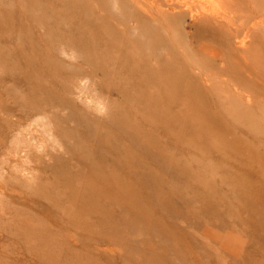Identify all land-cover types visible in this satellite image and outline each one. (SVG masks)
Wrapping results in <instances>:
<instances>
[{
  "label": "rangeland",
  "instance_id": "374dc122",
  "mask_svg": "<svg viewBox=\"0 0 264 264\" xmlns=\"http://www.w3.org/2000/svg\"><path fill=\"white\" fill-rule=\"evenodd\" d=\"M188 31L131 0H0V264H196L155 230L178 189L263 233L264 40L246 63L224 33ZM180 226L212 264H264L247 226Z\"/></svg>",
  "mask_w": 264,
  "mask_h": 264
},
{
  "label": "bare ground",
  "instance_id": "6f19581e",
  "mask_svg": "<svg viewBox=\"0 0 264 264\" xmlns=\"http://www.w3.org/2000/svg\"><path fill=\"white\" fill-rule=\"evenodd\" d=\"M131 1L136 5L137 11L140 14H143V16H147L148 18L152 19L162 18L168 20L171 23V26L181 27V30L185 34H189L190 32L188 30L194 28L197 24L200 23L207 25L212 31L224 33L227 36L226 42L229 43L231 49L235 52V55L240 56L241 59L246 63L247 52H250V49L255 44V41L264 40V3L263 6L258 5V7H256L255 9L253 7L251 9V16L246 21L242 22V20L241 22H239V19L235 14L236 11L234 12L235 2H237L238 0ZM245 1H247L248 6H251L249 0ZM187 18H189L192 23L187 22ZM207 54H209L215 60L221 58V54L219 52L209 51ZM248 102H250V100ZM249 150L251 151V149ZM237 168H239L238 164ZM168 171L172 172L173 168L169 167ZM250 173L252 174L251 171ZM253 175L257 176L259 179H262V177L257 173H253ZM173 180L174 182H179L175 178ZM177 191L178 192H176L175 194V199L167 196H164L163 198L164 202L167 203L163 205V210L166 214H170L171 216H173L175 221L174 225L171 227L170 231H168L169 233H166L165 230L163 231L162 228H159L157 226L155 230L157 234L161 233L163 234V236L169 234V237L175 242H184L186 247H189L188 249L191 250L194 257L197 259L196 264H212L213 260L210 257L208 249H203L204 251L201 250L199 248V244L193 240L192 235L196 233L193 230L191 231L182 229L180 224L182 226H184L185 224H189V227L192 228L202 227V225H204L205 223H214L224 228H228L230 226L235 227L238 224H242L244 226H247L246 233L251 239L250 241H259V244H264V227L262 228L263 233L256 232L255 230L253 231L251 225L249 226L248 223L243 222L240 218L233 215V210L230 209L229 205H218V203L216 202L217 200L213 199L210 195L207 194H200L193 191L191 193H188L183 189H178ZM242 196L246 195L239 191L233 193V197L242 198ZM247 207L248 211H250L249 206ZM120 246H122V248L127 247V244L121 243ZM196 251H201V253H197ZM163 253H165L166 255L174 256L175 258L177 257L175 255L176 251H174L173 248L165 247ZM203 255H205V259H201ZM246 256L247 259L244 262L248 264L249 259L251 258V254H248ZM179 257H183V259H186V255H183L182 252L178 253V258ZM160 261L161 260L157 256L146 255L142 262H133H135L134 264H159ZM170 262L171 261H169V263ZM182 264L189 263L183 261Z\"/></svg>",
  "mask_w": 264,
  "mask_h": 264
}]
</instances>
